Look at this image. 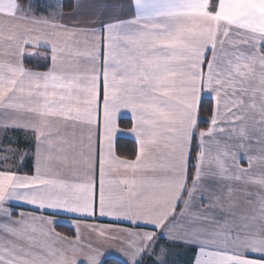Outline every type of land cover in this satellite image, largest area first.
<instances>
[{"label":"snow or ice","instance_id":"1","mask_svg":"<svg viewBox=\"0 0 264 264\" xmlns=\"http://www.w3.org/2000/svg\"><path fill=\"white\" fill-rule=\"evenodd\" d=\"M64 8L0 0V127L31 132L35 151L32 174L0 168V264H80L79 254L100 264L91 242L76 246L79 232L69 240L32 214L94 218L97 207L151 229L122 230L128 264L145 254L166 264L161 238L196 246L195 264H264V0H127L128 17L98 27L64 23L74 20ZM27 45L50 50L46 71L24 66ZM205 91L214 104L202 130ZM122 109L132 160L115 153ZM12 201L30 211L13 218Z\"/></svg>","mask_w":264,"mask_h":264},{"label":"crops","instance_id":"2","mask_svg":"<svg viewBox=\"0 0 264 264\" xmlns=\"http://www.w3.org/2000/svg\"><path fill=\"white\" fill-rule=\"evenodd\" d=\"M122 3L124 7L121 8H113L111 5L115 3ZM80 6L79 8H75V0H74V8L70 12H64L65 17L68 16V14L73 13L74 14V20L68 21L65 19L63 22L68 24L78 23L80 25H83L85 27H90L93 24L99 26V22L101 20L108 21L112 19L115 16H122V17H128L129 16V10L127 8V0H79ZM105 5H108V7H105ZM78 39L83 40V37H79ZM43 43V42H41ZM3 49L0 48V54H2ZM211 54L209 53V56ZM29 57V60L31 58L36 60V66H27L24 63V66L28 69H32L34 71H46L48 66L50 65V50L45 47H35L33 45H27L24 57ZM24 62V58H23ZM45 65V69H38L37 66ZM102 91V89H101ZM207 99L212 102V106L214 104V101L210 98V94L205 91L202 94V100ZM4 117L0 116V121H2ZM23 119V117H21ZM100 119L102 123L103 119V103H102V95H101V103H100ZM122 120H126L128 123L127 127L121 126L120 122ZM210 121V120H209ZM210 124H208V127ZM132 127V120H131V113L127 110H121V115L118 117L117 120V132L115 134L114 138V146H115V153L118 156L116 152V143L118 139H127L132 141L135 144V147L137 149V144L135 142L134 135L130 132V129ZM207 127V128H208ZM206 128V129H207ZM202 129V130H206ZM14 131L18 132H24V134L30 135L34 142L33 134L29 131H26L24 129L19 128H10L7 131L3 129V127H0V132L5 133L4 135L10 134ZM13 134V133H12ZM10 134V135H12ZM14 136V134H13ZM18 147V145H17ZM19 150V149H18ZM20 154L17 155L18 162L15 164L14 169L16 170V166L21 162L22 157V150H19ZM34 155L35 151L33 149V165H34ZM240 155L243 156V150L240 151ZM120 157V156H119ZM122 159H128L125 157H120ZM132 159H135L132 158ZM128 159V160H132ZM248 165L246 161L241 159V167L246 168ZM2 168V167H0ZM123 170L120 169L119 171L113 172L108 178H119V176L122 174ZM96 183H97V202H98V189H99V167L97 164L96 169ZM20 202L12 201L5 204V207H11L14 208L13 218H16L20 212H29L30 208L28 207H16V205ZM177 214H179L180 208H177ZM32 214L37 216H42L44 219H51L55 221L54 225H45V227H49L53 230L54 233H59L61 236L67 237L69 240L75 241L77 232H79L80 236V244L76 245L77 247H83L84 245L91 242L93 247L97 248L100 253V264H103V262L107 259H115L122 264H128V257L124 254L122 249L125 248V236L123 234V229L125 228H131L134 231H141V230H151L148 229H136L134 226H132L127 221H120V222H114L109 217H100L99 216V210L97 207V213L94 218H80L76 214H67L64 212H58V213H52L50 211H45L43 213L36 211ZM111 224L114 229H119L120 231H113L108 233L109 236H116V239H110V238H100L97 236L96 229H99L101 226L109 225ZM39 226V222H38ZM63 226L69 228L73 232V236H67L63 233H60L56 227ZM160 245L166 246L168 251L167 256V262L166 264H195L196 256L198 253V248L196 246H192L189 244H173L170 241L161 238L159 240V244L157 246V254L160 253ZM64 247H67V245H63ZM196 251H194V250ZM85 251H87V248H85ZM69 255H71V252H69ZM252 256H256L257 254H250ZM78 261L80 264H84L83 261V254L78 255ZM156 257L153 256L151 259L147 256V254L144 255L142 264H152V261Z\"/></svg>","mask_w":264,"mask_h":264},{"label":"trees","instance_id":"3","mask_svg":"<svg viewBox=\"0 0 264 264\" xmlns=\"http://www.w3.org/2000/svg\"><path fill=\"white\" fill-rule=\"evenodd\" d=\"M65 3V8L63 9L64 12H70L74 8V0H64ZM24 63L27 66H36V60L31 58L29 60V57L26 56L24 57ZM38 69H45V65L37 66ZM202 105L200 107L199 111V117H200V124H199V129H206L209 124V120L211 117V109H212V102L207 99L202 100ZM121 126L127 127L128 123L126 120H122L120 122ZM14 136L16 137L17 140V145L19 150H28L27 155L24 156L23 162H20L18 166H16V170L19 169L20 173H27V174H32V168H33V149H34V142L31 137L28 139H24L23 134L24 132H18L14 131L12 132ZM27 140V143H26ZM116 152L118 156L120 157H125L128 159H132L135 157L136 154V147L135 144L127 139H118L116 143ZM56 229L60 232L63 233L67 236H73V232L63 226H58ZM194 250V249H193ZM196 251V250H194ZM103 264H122L121 262L115 260V259H107L103 262Z\"/></svg>","mask_w":264,"mask_h":264},{"label":"rangeland","instance_id":"4","mask_svg":"<svg viewBox=\"0 0 264 264\" xmlns=\"http://www.w3.org/2000/svg\"><path fill=\"white\" fill-rule=\"evenodd\" d=\"M49 3H57L58 0H48ZM39 14V13H38ZM5 133L0 132V167H11L14 169L15 164L18 162L17 155L20 151L17 147L16 137L10 134L4 135ZM24 139H28L30 135L23 134ZM22 156L25 155V150L22 149ZM7 157L5 160L4 158Z\"/></svg>","mask_w":264,"mask_h":264}]
</instances>
